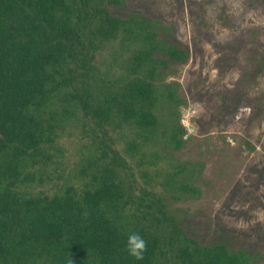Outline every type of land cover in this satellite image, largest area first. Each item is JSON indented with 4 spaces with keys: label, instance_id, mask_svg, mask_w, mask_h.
<instances>
[{
    "label": "trees",
    "instance_id": "16d2710c",
    "mask_svg": "<svg viewBox=\"0 0 264 264\" xmlns=\"http://www.w3.org/2000/svg\"><path fill=\"white\" fill-rule=\"evenodd\" d=\"M110 7L125 0H0V264H257L246 249L202 244L169 211L167 197H193L201 173L200 165L182 175L184 165L164 159L181 150L185 134L178 85L165 84V72L189 55L159 21L137 12L115 17ZM124 44L133 46L127 59ZM105 50L108 71L98 74ZM118 65L123 72L114 78ZM60 95L76 106L69 120L79 136L91 132L92 141L81 143L73 171L59 169L53 181L57 169L44 146L60 132ZM161 103L171 105L166 120L157 116ZM119 119L139 133L133 137ZM159 159L174 171L165 174L157 204L145 188L134 194L133 175L147 177ZM121 198L138 221L129 217L132 229L122 221ZM133 232L147 242L143 260L126 251Z\"/></svg>",
    "mask_w": 264,
    "mask_h": 264
},
{
    "label": "rangeland",
    "instance_id": "374dc122",
    "mask_svg": "<svg viewBox=\"0 0 264 264\" xmlns=\"http://www.w3.org/2000/svg\"><path fill=\"white\" fill-rule=\"evenodd\" d=\"M132 12L159 21L168 30L166 37L189 55L184 64L171 63L165 72L164 83L178 85L176 93L182 103L176 112L185 134L181 150L164 159L184 165H180L182 175L200 165L201 173L193 178V197L178 201H173L171 195L167 197L169 211L202 244L224 242L246 249L258 255L257 264H264V0H125L123 8L110 7V13L119 18ZM81 35L86 40L92 38ZM123 48V58L127 59L133 46L124 44ZM105 52L110 51L100 52L96 58L98 74L108 71ZM114 69V78L123 72L120 65ZM64 99L57 97L60 102L56 112L61 113L54 114L61 123L60 132L56 141L44 146L57 169L49 170L53 171L49 173L53 181L62 171H73L80 162L81 143L92 141L91 132L83 138L79 136L80 128L71 123L73 118L69 120L76 106ZM161 104L157 116L166 120L171 105ZM116 122L133 137L139 133L138 129H128L120 119ZM66 129L69 138L61 136ZM163 129L157 130L160 137ZM116 147L122 149V145ZM157 161L147 177L133 175L134 194L145 188L155 202L163 194L165 174L174 171L163 166L162 159ZM120 193L127 195L125 191ZM124 198L118 204L123 205ZM122 207V221L132 229L136 222L133 208ZM149 223L146 221V225Z\"/></svg>",
    "mask_w": 264,
    "mask_h": 264
},
{
    "label": "clouds",
    "instance_id": "9594fccd",
    "mask_svg": "<svg viewBox=\"0 0 264 264\" xmlns=\"http://www.w3.org/2000/svg\"><path fill=\"white\" fill-rule=\"evenodd\" d=\"M126 251L135 260H143L147 251V242L138 233H130L126 241Z\"/></svg>",
    "mask_w": 264,
    "mask_h": 264
}]
</instances>
